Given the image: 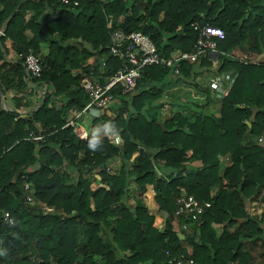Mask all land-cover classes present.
Instances as JSON below:
<instances>
[{
  "label": "trees",
  "instance_id": "obj_1",
  "mask_svg": "<svg viewBox=\"0 0 264 264\" xmlns=\"http://www.w3.org/2000/svg\"><path fill=\"white\" fill-rule=\"evenodd\" d=\"M137 1L0 0L1 34L18 57L14 78L0 72L2 85L14 88L13 108H0V264H176L177 257H191V264H264V206L258 217L247 211L253 199L264 201V145L256 140L264 137V0ZM193 20L223 30L217 62L200 54L174 75L144 67L130 93L115 91L117 102L91 119L116 132L119 143L80 137L66 123V112L87 98L77 84L86 59L103 54L106 72L120 63L107 54L111 30H139L158 53L174 55L191 48ZM27 51L41 66L29 80L47 89L23 115L16 110L17 84L25 83ZM208 70L235 72L220 98L193 78ZM178 82L197 96L173 100L167 88ZM163 104L181 108L159 118L155 110ZM28 130L41 137H27ZM193 160L198 164L185 166ZM147 185L154 213L142 196ZM180 193L209 205L194 220L174 214ZM176 230L197 239H180Z\"/></svg>",
  "mask_w": 264,
  "mask_h": 264
},
{
  "label": "built area",
  "instance_id": "obj_2",
  "mask_svg": "<svg viewBox=\"0 0 264 264\" xmlns=\"http://www.w3.org/2000/svg\"><path fill=\"white\" fill-rule=\"evenodd\" d=\"M62 3H76L78 0H59ZM201 15V13L199 14ZM190 26L196 32L195 38L191 43L189 50L178 51L174 55H164L156 51L152 40L139 30L122 31L113 29L109 32V42L107 45V54L118 55L120 63L115 66L111 72L105 71L104 56L97 61V68L94 69V63H87L86 69L80 71L77 79V84L86 95V101L82 104L79 110H71V117L67 122L73 125L74 130L77 128L74 124V117L81 111L88 113L89 117H95L102 111L109 110L110 106L117 102L115 91L119 94L130 93L136 84L137 78L140 76L141 70L146 66H159L168 69L170 75L177 74L179 67L183 61H192L200 54L204 55L211 64L217 62L218 53L222 52L217 48V42L223 37V30L215 25L203 22L198 23L193 20ZM1 33V30H0ZM99 58V57H98ZM97 58V60H98ZM22 64L28 75L38 77L40 75L41 66L37 56L27 51L22 55ZM235 72L233 73V76ZM233 76L227 73H213L206 83L208 90L213 98H220L225 95L231 85ZM45 86V85H44ZM85 130L79 132L80 137H85ZM27 137L40 138L41 135L27 131ZM105 137L113 143H119V135L115 132L106 133ZM260 135L256 140H260ZM226 158V157H225ZM187 168L180 171L185 174ZM27 186V182L23 183V187ZM26 201H32L29 193L25 194ZM174 214L185 213L189 220L196 219L203 210L209 205V201H200L192 194L180 193L174 200ZM42 210H49V206L42 205ZM3 221L10 222L11 219L6 211L1 214ZM162 225L160 222L159 226ZM186 229V223L180 225ZM191 257H177L176 264H191Z\"/></svg>",
  "mask_w": 264,
  "mask_h": 264
},
{
  "label": "crops",
  "instance_id": "obj_3",
  "mask_svg": "<svg viewBox=\"0 0 264 264\" xmlns=\"http://www.w3.org/2000/svg\"><path fill=\"white\" fill-rule=\"evenodd\" d=\"M0 37H2V40L0 41V53L2 54V56L0 57V64H2V62H4V65L3 64L0 65V72L1 71H5V73L7 74V76L9 78H14V76H13L14 74H12V73L15 70V68L13 66H15L14 64L16 63V61L18 59L17 52L14 50V44L9 40L8 37L3 36L1 33H0ZM45 51H46V43L45 42H40V44H39V52L40 53H44ZM260 57H261V55L257 54V55L254 56L252 61H256ZM100 58L101 57H99L98 60L96 59V62L99 61ZM88 61H90L91 63H94V65L96 64L95 61H93V62L91 61V58H89L87 60V62ZM9 65H11V66H9ZM1 69H3V70H1ZM205 72L206 71H198L193 77L194 80L198 82L199 86H204L206 84V81H207L209 76L205 80L204 79L203 80H199V77H198L199 75H202ZM21 74H22L21 75L22 79H23V81H25L27 86H31L32 87L30 92H28L27 91L28 89H27L25 83H23V85L17 84V88H19V90H21L22 96H21L20 102H18V103H20V105H19L18 108H16V110H18L20 112V114L24 115L27 112L26 110H28L29 108H33L37 104V102L39 101L40 95L43 93V89L44 88L47 89V87H46V85L44 86V84L38 85V84H35V83L31 82L29 80V77H28V75H27L25 70L22 71ZM13 90H14L13 87L5 88L2 85V83L0 82V108H2V109H11V108H13L12 104H11V102L13 101V96H12ZM194 94L196 95L197 93H194ZM17 98H19V97H17ZM16 101H17V99H16ZM71 110H73V108L68 110L66 112V114H65L66 123H67V120L71 117L70 116ZM105 112H108V110L105 111ZM80 114L81 113H79L73 119L74 124L76 125L75 127H77L75 129V133L79 134V132L82 129L85 130V133H84L85 135L87 133H92V134L97 135V136H99V135L100 136H103V135L105 136L106 133H113V131H111L110 129H108L105 126H103V127L93 126L91 124V119L92 118L88 117V119H83V118H80ZM117 163H118V160H115L114 162H112L109 165V168L110 169L115 168ZM184 164L187 167L188 166H195V165L198 164V161L197 160L185 161ZM263 206H264V201L260 200L259 198L253 199L252 201H250L249 204H247L248 214L258 217V215L260 214V212L263 209ZM158 226H159V224H158Z\"/></svg>",
  "mask_w": 264,
  "mask_h": 264
},
{
  "label": "rangeland",
  "instance_id": "obj_4",
  "mask_svg": "<svg viewBox=\"0 0 264 264\" xmlns=\"http://www.w3.org/2000/svg\"><path fill=\"white\" fill-rule=\"evenodd\" d=\"M212 73H213L212 70L206 71L202 75L198 76L199 80H203V79L205 80ZM184 79H186V78H184ZM167 89H168L167 93L173 95V97H172L173 100H179V99H185V98H190V97H196L197 96V95H195L193 93V89L188 83L178 82L175 86H172V85L168 86ZM50 90L52 91L53 89L50 88ZM180 108L181 107L177 106V104H173V105L163 104L162 109L157 108L155 110V114L159 118H164L165 116H168L170 114L169 113L170 111L175 110V109H180ZM151 111H152V109H151ZM80 113H81L80 114V118L88 119L89 116H88V114L85 111H81ZM70 116H71V114H70ZM259 135H260L261 139L257 140V141L260 142V143H263V145H264V137L261 134H259ZM24 187H25V185H24ZM30 187H31L30 183H27L26 189L30 191ZM151 192H152V190L150 189V186L147 185L146 186V190L142 193L143 194L142 196H143L144 201L146 203V207H147L148 212L149 213H154L155 206L151 202V194H152ZM42 205L49 206L50 209L48 211L52 210V206L51 205H48V204H46L44 202H40L39 206H42Z\"/></svg>",
  "mask_w": 264,
  "mask_h": 264
},
{
  "label": "water",
  "instance_id": "obj_5",
  "mask_svg": "<svg viewBox=\"0 0 264 264\" xmlns=\"http://www.w3.org/2000/svg\"><path fill=\"white\" fill-rule=\"evenodd\" d=\"M140 3H144L143 0H138L137 1V4H140ZM44 90V89H43ZM185 132H187V128L184 129ZM97 176V175H96ZM175 234L177 235L178 238H185V239H188V240H196L197 239V236H193L192 234H185L184 232H181L180 230H176Z\"/></svg>",
  "mask_w": 264,
  "mask_h": 264
},
{
  "label": "clouds",
  "instance_id": "obj_6",
  "mask_svg": "<svg viewBox=\"0 0 264 264\" xmlns=\"http://www.w3.org/2000/svg\"><path fill=\"white\" fill-rule=\"evenodd\" d=\"M88 147H89L91 150L95 151V141H90L89 144H88Z\"/></svg>",
  "mask_w": 264,
  "mask_h": 264
}]
</instances>
